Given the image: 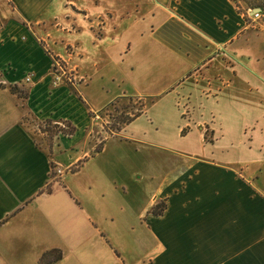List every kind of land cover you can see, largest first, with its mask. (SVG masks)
Segmentation results:
<instances>
[{
  "label": "crops",
  "instance_id": "0c3cea01",
  "mask_svg": "<svg viewBox=\"0 0 264 264\" xmlns=\"http://www.w3.org/2000/svg\"><path fill=\"white\" fill-rule=\"evenodd\" d=\"M247 8L0 0V264H264V30ZM130 97L143 113L108 132L97 117ZM47 119L76 130L47 149Z\"/></svg>",
  "mask_w": 264,
  "mask_h": 264
},
{
  "label": "rangeland",
  "instance_id": "374dc122",
  "mask_svg": "<svg viewBox=\"0 0 264 264\" xmlns=\"http://www.w3.org/2000/svg\"><path fill=\"white\" fill-rule=\"evenodd\" d=\"M235 2L237 3V5H239L241 10H243V7H246L247 5L253 6L255 4L261 5L262 9L264 10V0H235ZM98 24L99 26L101 25L100 22ZM247 25L257 30H264V18L259 23L250 24L248 20ZM70 48L72 49L67 48V52L73 53V47ZM57 60L60 65V69L58 71L61 74V80L71 85L74 84L76 82V76L75 70L72 68V65H68L66 61L61 58H57ZM141 102L142 101L138 100L137 98H126L119 100L113 103L111 106H108L107 109L103 110L99 117H97V121H99L103 128L106 129L108 132H117V128H120L124 124V121L130 118L132 114H135L139 111V109L141 108ZM35 127L36 132L38 134L39 143L43 144L47 149L52 146L55 136L59 134L61 130L65 132H68L70 130V128L64 122H52L50 124H47V122L41 121L40 123L35 124ZM188 128L182 129L181 133H187ZM151 134L152 136H154L153 132H151ZM163 138L164 137H162V139ZM150 139L153 140L154 138L151 137ZM162 139H154V141L164 143L165 141ZM173 140L175 139L173 138ZM54 174L56 175V173ZM134 199L137 200L136 196H133V192H131V202H133Z\"/></svg>",
  "mask_w": 264,
  "mask_h": 264
},
{
  "label": "trees",
  "instance_id": "16d2710c",
  "mask_svg": "<svg viewBox=\"0 0 264 264\" xmlns=\"http://www.w3.org/2000/svg\"><path fill=\"white\" fill-rule=\"evenodd\" d=\"M248 6V8H256V7H259V8H261L262 9V6L261 5H253V6H249V5H247ZM54 59H57L56 57L54 58ZM10 90L13 92V93H17V94H19L22 98H26V96L24 95V92L22 91V90H19V88L17 87V86H10ZM129 99H134V98H132V97H130ZM138 100H141V99H138ZM142 101V100H141ZM141 108L139 109V111L137 112V113H135V114H132V116L130 117V118H128L126 121H124L123 123H128L129 121H131L133 118H136V117H138L139 115H141L142 113H143V108H144V102L142 101L141 103ZM44 122H47V124H50V123H52L53 121L52 120H50V119H47V120H44ZM69 128H70V130L68 131V132H65V131H63V130H61L60 131V133H62V134H64V135H67V136H70V135H72L74 132H75V127H73L69 122H67V121H65L64 122ZM57 125V124H56ZM117 129H119V128H117ZM99 149H100V146H98L97 148H96V150L97 151H99ZM165 208H166V204H165V201L164 200H161V201H159V202H157L156 204H154L151 208H150V210H149V214H151V215H154V216H159V215H161L163 212H164V210H165Z\"/></svg>",
  "mask_w": 264,
  "mask_h": 264
},
{
  "label": "built area",
  "instance_id": "2783aa9c",
  "mask_svg": "<svg viewBox=\"0 0 264 264\" xmlns=\"http://www.w3.org/2000/svg\"><path fill=\"white\" fill-rule=\"evenodd\" d=\"M245 14H246L245 17H246V19L249 20V23L250 24L251 23H259L264 18V10L263 9H261L260 11H253V8H248L246 10V13ZM53 69H54L55 73L57 74V78H60L61 77V74L58 71L60 69V65H59L57 59H54ZM29 79L30 78L27 76L26 80H29ZM179 105L185 107V105H183V104H179ZM188 127H190V125L187 123L185 126H183L182 129L188 128ZM182 129H181V131H182ZM56 173L57 174H60L61 173V170L60 169H57L56 170Z\"/></svg>",
  "mask_w": 264,
  "mask_h": 264
},
{
  "label": "water",
  "instance_id": "95a60500",
  "mask_svg": "<svg viewBox=\"0 0 264 264\" xmlns=\"http://www.w3.org/2000/svg\"><path fill=\"white\" fill-rule=\"evenodd\" d=\"M261 9L259 7L253 8V11H260Z\"/></svg>",
  "mask_w": 264,
  "mask_h": 264
}]
</instances>
